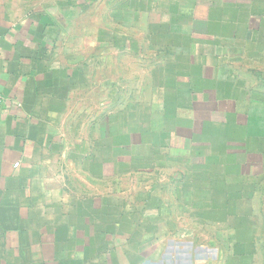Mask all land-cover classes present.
Segmentation results:
<instances>
[{"label":"crops","instance_id":"obj_1","mask_svg":"<svg viewBox=\"0 0 264 264\" xmlns=\"http://www.w3.org/2000/svg\"><path fill=\"white\" fill-rule=\"evenodd\" d=\"M191 1L178 21L203 73L168 67L162 78L201 73L213 83L215 68L206 76L200 60L225 58L218 50L243 29L253 36L254 2ZM96 2L0 0V264H264L256 205L226 189L230 176L220 192L210 179L177 177L180 164L153 161L166 119L156 115L150 131L127 104L117 59L139 43L110 26L138 19L148 34L149 22L142 8L125 3L122 17L109 0L110 24L94 34L85 14ZM163 9L157 29L168 22ZM236 96L245 108L247 93Z\"/></svg>","mask_w":264,"mask_h":264},{"label":"rangeland","instance_id":"obj_2","mask_svg":"<svg viewBox=\"0 0 264 264\" xmlns=\"http://www.w3.org/2000/svg\"><path fill=\"white\" fill-rule=\"evenodd\" d=\"M114 1L122 17L129 11L124 8L125 3L129 6L133 4L136 10L142 8L149 22V33H145L146 24L138 19L131 24H125V19L114 24L107 5L109 0H99L85 14L94 23L93 26H87V31L93 29V33L97 34L99 30H106L111 21V30L116 28L117 38L127 35L138 41L136 53L126 56L119 53L122 57L117 62L123 71L120 77L117 76V83L118 87H125L122 93L127 98V104L131 99L132 110L148 118L150 131H155L156 115L166 119L165 136L163 139L158 138L163 141L164 148L158 158V155H153L156 158L153 161L180 164V169L175 172L176 175L178 173L177 177L180 175L183 178L189 173L198 179H210L220 192L226 188L221 180L230 176L229 179H233L231 184L235 186L226 189L244 194L245 201L255 204L257 220L264 226V0L245 2H254L249 11L254 17L250 25L252 37H248L243 29L236 39H227L229 42L226 46L218 50L229 56L220 59L212 54L200 60L207 61L206 76H210L211 67L215 68L213 83L201 81V73L189 75V83L184 82L183 75L180 76V82L175 83L162 78L164 69L168 67L203 73L200 65L193 66L197 60L189 54L191 41L187 35L180 33L182 26L178 21L188 18L191 0ZM157 3L161 9H158ZM163 7L168 22L157 29L155 25L163 22L157 10ZM170 17L174 21L169 22ZM170 23L177 24V28H173ZM152 30L155 31L154 38ZM146 36L149 43L144 41ZM216 58L221 62V71L216 67ZM240 90L248 96L245 108L236 103V95ZM141 96L144 97L140 99ZM152 98L155 99L153 106ZM157 99L162 100L164 105H157ZM176 116L179 121H175ZM190 119L195 121L191 122ZM212 144L217 146L216 150L208 151L206 147Z\"/></svg>","mask_w":264,"mask_h":264},{"label":"built area","instance_id":"obj_3","mask_svg":"<svg viewBox=\"0 0 264 264\" xmlns=\"http://www.w3.org/2000/svg\"><path fill=\"white\" fill-rule=\"evenodd\" d=\"M1 52H2V50H1V46H0V56H1ZM3 103H4V96L2 95V93H0V109L3 105ZM16 167H18V165H16Z\"/></svg>","mask_w":264,"mask_h":264}]
</instances>
